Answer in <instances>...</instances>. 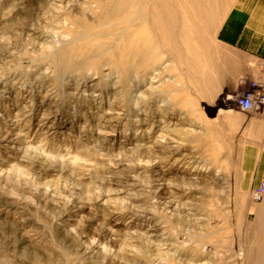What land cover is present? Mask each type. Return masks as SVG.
<instances>
[{
    "label": "rangeland",
    "instance_id": "obj_1",
    "mask_svg": "<svg viewBox=\"0 0 264 264\" xmlns=\"http://www.w3.org/2000/svg\"><path fill=\"white\" fill-rule=\"evenodd\" d=\"M95 1L0 0V264H264V162L241 167L264 113L234 105L246 59L217 40L232 0L188 1L198 38L129 72L67 59Z\"/></svg>",
    "mask_w": 264,
    "mask_h": 264
},
{
    "label": "bare ground",
    "instance_id": "obj_2",
    "mask_svg": "<svg viewBox=\"0 0 264 264\" xmlns=\"http://www.w3.org/2000/svg\"><path fill=\"white\" fill-rule=\"evenodd\" d=\"M188 1L96 0L100 12L88 34L92 36L89 47L79 50V58H76L75 46H69L67 59L87 62L90 66L96 65L94 58L105 59L121 71L129 72L160 59L166 46L176 44L178 53L185 51L187 40L198 38L201 30L198 22L190 27ZM198 14V8L191 12L193 16ZM198 46L197 39L195 49ZM176 52L171 51L173 56L178 54Z\"/></svg>",
    "mask_w": 264,
    "mask_h": 264
},
{
    "label": "crops",
    "instance_id": "obj_3",
    "mask_svg": "<svg viewBox=\"0 0 264 264\" xmlns=\"http://www.w3.org/2000/svg\"><path fill=\"white\" fill-rule=\"evenodd\" d=\"M217 40L223 46L245 57V65L236 69L233 77L252 80L253 76L264 79V0H232L229 9L217 28ZM256 63V69L248 66ZM261 81V80H260ZM261 128V138L250 142H261L264 148V123L254 122L247 127L246 134L253 137ZM259 132V131H258ZM251 143V144H252ZM253 147V146H252ZM245 147L242 152L241 167L245 172L259 174L264 162V154ZM264 167V165H263ZM248 185V184H247ZM248 187V186H247Z\"/></svg>",
    "mask_w": 264,
    "mask_h": 264
},
{
    "label": "built area",
    "instance_id": "obj_4",
    "mask_svg": "<svg viewBox=\"0 0 264 264\" xmlns=\"http://www.w3.org/2000/svg\"><path fill=\"white\" fill-rule=\"evenodd\" d=\"M233 102L242 112L262 111L264 113V83L249 81L234 95ZM262 191H254L253 198L258 200Z\"/></svg>",
    "mask_w": 264,
    "mask_h": 264
}]
</instances>
